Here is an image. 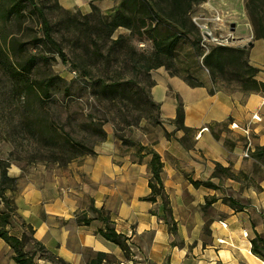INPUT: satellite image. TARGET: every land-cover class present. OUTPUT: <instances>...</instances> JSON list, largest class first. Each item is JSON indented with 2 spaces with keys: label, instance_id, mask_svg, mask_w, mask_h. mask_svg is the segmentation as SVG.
I'll list each match as a JSON object with an SVG mask.
<instances>
[{
  "label": "crops",
  "instance_id": "crops-1",
  "mask_svg": "<svg viewBox=\"0 0 264 264\" xmlns=\"http://www.w3.org/2000/svg\"><path fill=\"white\" fill-rule=\"evenodd\" d=\"M58 1L83 14L93 6L108 14L122 2ZM205 4L212 17L219 12L216 0ZM246 34L248 61L264 82V40L252 30ZM154 73L150 92L160 125L151 142L141 143L161 157L166 200L159 194L149 198L152 153L123 144L112 128H105L107 136L93 154L65 166L40 163L23 170L11 164L8 172L17 183L5 195L32 226L33 237L62 260L38 252V264H88L99 254V264H264L252 249L253 238H264V175L255 177L259 170L264 174L256 151L264 146V91L190 85L165 67ZM179 105L186 130L174 122ZM249 144L251 156L245 157ZM103 216L125 239L127 251L101 233ZM12 255L0 237V264H19Z\"/></svg>",
  "mask_w": 264,
  "mask_h": 264
},
{
  "label": "rangeland",
  "instance_id": "rangeland-1",
  "mask_svg": "<svg viewBox=\"0 0 264 264\" xmlns=\"http://www.w3.org/2000/svg\"><path fill=\"white\" fill-rule=\"evenodd\" d=\"M246 1L216 0L219 12L213 11L214 17L207 9V0L193 5L189 15L200 35L187 33L182 37L168 70H176L179 75L193 83L210 82L215 87L227 88L251 87L249 72L241 67L237 60L228 65L224 75H218L214 79L203 62L204 54L214 46H249L245 40L249 38H245V35L247 31L252 30L254 36L255 25L247 12ZM35 3L45 5L57 40L60 41L68 59L64 61L49 45L40 39L36 40L43 37V30L40 18L33 12L32 6L24 10V15L19 20L5 24V34L15 36L23 42L24 55L40 52L49 56L48 62L38 63L33 76L42 78L51 74L59 75L69 88L68 92L59 94L56 101L48 99L43 113L47 122L59 127L61 132L64 130L85 146L93 148L106 138L105 128H112L114 135L122 143L125 140L123 144L134 148H141L142 140L151 142L157 135L160 123L158 109L151 103L154 100L150 91L154 84V72L166 66L149 69L147 56L154 49V39L172 34L175 27L171 23L157 20L150 23L148 19L149 24L139 29L118 27L109 38L106 37V31L90 35L99 39L96 40L97 45L94 39L86 48V32L89 28H97L99 20L109 14L93 12L92 16L87 17L70 11L76 22L70 24V28H73L69 30L70 22L67 20L71 16L63 12L55 0H35ZM203 24L208 25L214 34H222L221 38L231 34L235 39L230 36L228 44H218L210 39L203 40ZM220 25L221 29L218 30ZM121 34L124 39L116 43L114 40ZM3 35L0 32V41ZM73 63L82 65V68ZM84 70L88 71V74H85ZM10 89V80L0 68V158L9 161V167L11 164H19L23 170L40 163L53 167L77 161L81 156L68 162L54 160L50 147L22 137L19 132L20 116L15 107L24 97H12ZM100 130L105 132V137L102 138ZM51 135L48 130L46 136L50 138ZM62 139L63 136L54 140ZM262 175L264 174L259 170L255 177ZM9 200L12 205V200ZM5 209L7 206L0 197V222ZM6 227L10 233L23 237L25 250L32 252L35 248L38 249L32 240L31 228L16 210L11 211Z\"/></svg>",
  "mask_w": 264,
  "mask_h": 264
},
{
  "label": "trees",
  "instance_id": "trees-1",
  "mask_svg": "<svg viewBox=\"0 0 264 264\" xmlns=\"http://www.w3.org/2000/svg\"><path fill=\"white\" fill-rule=\"evenodd\" d=\"M58 7L69 14L71 18L67 20L69 23L68 29L71 30L70 24L76 22L74 15L70 14L69 9L60 5L58 0H55ZM204 0H122L120 6L109 15L102 18L98 22V26L95 29L89 28L86 32L88 35V41L85 43V47L88 48L90 41L95 39V42L99 38H92L90 35H98L106 31V37L109 38L118 27H125L131 30L139 29L157 20L158 22H168L175 27V31L161 39H154V49L148 54L147 67L157 68L160 66H166L170 69L171 60L175 55V50L178 43L182 40V37L187 33L194 35H200L199 29L196 24L190 18V10L193 5L198 4ZM33 7V12L40 18L42 24L43 37L36 40H42L45 42L52 51L58 52L62 59L66 61L68 59L66 53L63 51L60 41L57 40L55 35V29L53 22L46 11L45 5L36 4L35 0H0V32L3 35L2 41H0V68L8 76L11 89L10 93L12 97H24L20 104L15 107V111L19 113V132L23 138L31 139L43 144L46 147H50L52 158L62 162H68L80 156L87 154H93L94 148L85 146L83 142L74 139L67 132L54 124H49L43 117L45 113L46 103L48 99L56 101L57 96L62 92L69 91V88L65 84L64 80L59 75H48L42 78L33 76L38 67L39 62H48L49 56L41 54L40 52L23 54L24 48L20 39L15 36L5 34V24L7 22L13 23L15 20H19L24 15V10L29 7ZM247 12L255 25V38H262L264 40V0H247L246 1ZM81 13L80 11H74ZM93 12H101L93 6L91 12L83 14L84 16H92ZM200 38V36H199ZM124 36L121 34L114 41L118 43L123 40ZM97 45V42L95 43ZM98 53L99 49L97 48ZM249 47H232L227 45H217L212 47L203 56V62L208 68L211 77L214 79L218 75H224L226 69L230 63L237 60L241 67L246 68L250 76L249 82L251 87L243 88L245 91L249 90H261L264 91V82L258 81L255 78V74L258 69L252 66L248 61ZM102 55V54H100ZM169 62V63H168ZM78 68H82V65L73 63ZM85 74L88 71L84 70ZM171 74H178L176 70H170ZM181 76V75H180ZM183 77V76H182ZM190 85H204L202 83H193L188 78L183 77ZM214 81V80H213ZM212 91V90H211ZM158 109L156 102H151ZM184 112L179 105L177 110V116L174 119L178 128L186 130L187 127L183 123ZM158 123H160L158 119ZM63 129V128H62ZM50 130L51 136L48 138L46 132ZM102 138L105 137V132L100 130ZM62 141L54 140L58 137H62ZM125 140H123V143ZM51 144V145H50ZM141 149L146 148L148 152L152 153L150 161L151 178L150 186L152 188V194L150 199H154L156 194L161 195L164 200L166 196L164 194V187L161 178V171L163 163L160 155L153 149L147 146H140ZM257 157L260 160L264 159V146L256 149ZM9 161L0 158V197L5 202L7 209H5L0 222V237L3 238L12 248V258L19 264H38L35 260L36 254L39 252L40 257L48 258L52 261H62L54 254L49 253L43 244L37 241L34 237L32 240L38 246V249H34L32 252L24 249L23 237L10 233L6 224L10 218L11 211L15 210V206L10 203V198L5 195L6 190H14L16 187V178L11 177L8 174ZM194 185L198 186L204 184L212 186L210 181H193ZM167 202V201H166ZM100 215L104 214V210H99ZM106 220V230H101V233L109 240L118 243L125 251H127V245L125 239L115 232L114 228L109 224L108 216H103ZM87 222V221H86ZM26 223V222H25ZM33 233L32 226L27 224ZM259 243L263 244L264 238L257 235L252 240L253 251L258 255L264 257L263 252L258 248ZM104 254H99L98 258L92 260L88 264H99Z\"/></svg>",
  "mask_w": 264,
  "mask_h": 264
},
{
  "label": "built area",
  "instance_id": "built-area-1",
  "mask_svg": "<svg viewBox=\"0 0 264 264\" xmlns=\"http://www.w3.org/2000/svg\"><path fill=\"white\" fill-rule=\"evenodd\" d=\"M203 26L205 28V32L203 34L204 35L203 36L204 37L203 40L210 39V40H212V41H214L215 43H218V44H228L229 43L230 36H232L231 34H229L227 37L225 36L224 38H221L220 36H222V34H219L220 36H218V35L213 33V30L211 28H209L208 25L203 24ZM217 29L218 30L221 29V25L219 27H217ZM231 39L234 40L235 38H233V36H232ZM258 118H259L258 115L253 114L252 119L255 120V119H258ZM231 125L238 127V125L236 123H231ZM251 152H252V150H251V146L249 144L244 150V156L245 157L251 156Z\"/></svg>",
  "mask_w": 264,
  "mask_h": 264
}]
</instances>
